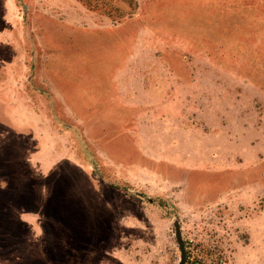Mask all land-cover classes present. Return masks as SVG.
<instances>
[{"label":"rangeland","instance_id":"1","mask_svg":"<svg viewBox=\"0 0 264 264\" xmlns=\"http://www.w3.org/2000/svg\"><path fill=\"white\" fill-rule=\"evenodd\" d=\"M262 3L0 0V264H264Z\"/></svg>","mask_w":264,"mask_h":264},{"label":"trees","instance_id":"2","mask_svg":"<svg viewBox=\"0 0 264 264\" xmlns=\"http://www.w3.org/2000/svg\"><path fill=\"white\" fill-rule=\"evenodd\" d=\"M252 4H253V3H252ZM245 5H246V4H245ZM248 5H249V4H248ZM256 5H257V4H256ZM256 5H255V6H256ZM262 6H264V3H262ZM258 7H261V6H258Z\"/></svg>","mask_w":264,"mask_h":264},{"label":"water","instance_id":"3","mask_svg":"<svg viewBox=\"0 0 264 264\" xmlns=\"http://www.w3.org/2000/svg\"><path fill=\"white\" fill-rule=\"evenodd\" d=\"M182 260H183V258H182Z\"/></svg>","mask_w":264,"mask_h":264}]
</instances>
